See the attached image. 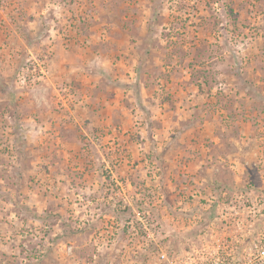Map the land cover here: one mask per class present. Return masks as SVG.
Returning <instances> with one entry per match:
<instances>
[{
    "label": "rangeland",
    "instance_id": "obj_1",
    "mask_svg": "<svg viewBox=\"0 0 264 264\" xmlns=\"http://www.w3.org/2000/svg\"><path fill=\"white\" fill-rule=\"evenodd\" d=\"M225 223L264 224V0H0V264H159Z\"/></svg>",
    "mask_w": 264,
    "mask_h": 264
},
{
    "label": "built area",
    "instance_id": "obj_2",
    "mask_svg": "<svg viewBox=\"0 0 264 264\" xmlns=\"http://www.w3.org/2000/svg\"><path fill=\"white\" fill-rule=\"evenodd\" d=\"M262 230H256V237L242 240L237 231L224 228L215 231L211 226L206 228L201 243L197 247L182 252L170 249L160 250L159 264H264V224Z\"/></svg>",
    "mask_w": 264,
    "mask_h": 264
}]
</instances>
